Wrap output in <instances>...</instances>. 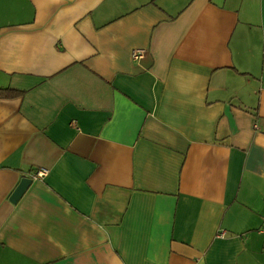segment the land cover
Returning a JSON list of instances; mask_svg holds the SVG:
<instances>
[{
    "label": "crops",
    "instance_id": "crops-1",
    "mask_svg": "<svg viewBox=\"0 0 264 264\" xmlns=\"http://www.w3.org/2000/svg\"><path fill=\"white\" fill-rule=\"evenodd\" d=\"M4 88L0 264H264V0H0Z\"/></svg>",
    "mask_w": 264,
    "mask_h": 264
},
{
    "label": "water",
    "instance_id": "water-1",
    "mask_svg": "<svg viewBox=\"0 0 264 264\" xmlns=\"http://www.w3.org/2000/svg\"><path fill=\"white\" fill-rule=\"evenodd\" d=\"M31 182H32V179L29 177L22 178L19 185L17 186V188L11 195L10 200L12 202H16L22 196V194L25 192V190L27 189V187L29 186Z\"/></svg>",
    "mask_w": 264,
    "mask_h": 264
},
{
    "label": "built area",
    "instance_id": "built-area-1",
    "mask_svg": "<svg viewBox=\"0 0 264 264\" xmlns=\"http://www.w3.org/2000/svg\"><path fill=\"white\" fill-rule=\"evenodd\" d=\"M145 54V50L143 49H137L133 52V57L135 59H141L144 57ZM47 174V170L46 169H41L39 170L35 175H33V178H43L45 175ZM224 233H222L223 235Z\"/></svg>",
    "mask_w": 264,
    "mask_h": 264
},
{
    "label": "trees",
    "instance_id": "trees-1",
    "mask_svg": "<svg viewBox=\"0 0 264 264\" xmlns=\"http://www.w3.org/2000/svg\"><path fill=\"white\" fill-rule=\"evenodd\" d=\"M21 92L9 88L0 89V97H15L20 95Z\"/></svg>",
    "mask_w": 264,
    "mask_h": 264
}]
</instances>
